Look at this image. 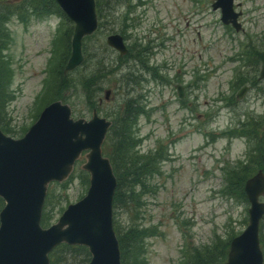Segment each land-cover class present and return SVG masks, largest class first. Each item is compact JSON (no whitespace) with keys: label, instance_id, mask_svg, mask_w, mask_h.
Masks as SVG:
<instances>
[{"label":"rangeland","instance_id":"rangeland-1","mask_svg":"<svg viewBox=\"0 0 264 264\" xmlns=\"http://www.w3.org/2000/svg\"><path fill=\"white\" fill-rule=\"evenodd\" d=\"M19 1L0 0V12L8 17L0 24L7 35L0 46V124L12 133L7 134L23 136L58 99L71 105L76 119H91L97 108L113 123L134 105L140 113L127 125L129 139L156 172L143 178L147 189L137 217L114 207V228L115 220L125 227L134 217L158 231L145 240L142 264H189L194 251L217 236L230 243L241 234L250 202L226 194L224 168L249 164L251 155L264 152V126H255L264 123V79H258L264 60L254 66L264 55V0H234L243 12V31L221 21L214 0H104L98 30L84 38L85 61L68 73L65 85L56 83L54 69L63 36L74 23L53 5L38 14ZM114 33L124 37L128 54L108 45ZM95 74L90 86L80 84ZM107 89L111 95L105 99ZM113 126L103 146L106 155L120 131L119 122ZM84 162L82 157L69 180L51 184L47 212L54 217L45 227L86 194ZM258 165L264 170V158ZM136 190L142 192L140 186ZM85 256L78 251L65 257L70 264H84Z\"/></svg>","mask_w":264,"mask_h":264},{"label":"water","instance_id":"water-1","mask_svg":"<svg viewBox=\"0 0 264 264\" xmlns=\"http://www.w3.org/2000/svg\"><path fill=\"white\" fill-rule=\"evenodd\" d=\"M73 21L71 54L64 73L85 61L84 38L99 27L96 0H55ZM221 20L242 27L241 12L234 0H216ZM109 46L121 55L128 53L119 33L107 37ZM264 79V65L260 71ZM183 96L182 87H178ZM110 90L106 91L109 98ZM244 90L241 91L242 95ZM112 125L93 110L91 119L75 118L69 103L55 100L47 105L36 122L21 137L0 128V264H52L50 253L62 243L87 246L88 264H123L114 228V199L118 180L103 144ZM85 154L82 169L90 175L89 188L80 200L70 203L59 219L48 227L42 218L49 186L67 180L76 162ZM250 202L249 223L230 242L227 259L211 264H264L260 227L264 217V170H258L245 183Z\"/></svg>","mask_w":264,"mask_h":264},{"label":"trees","instance_id":"trees-1","mask_svg":"<svg viewBox=\"0 0 264 264\" xmlns=\"http://www.w3.org/2000/svg\"><path fill=\"white\" fill-rule=\"evenodd\" d=\"M23 1V0H21ZM19 1V2H21ZM104 0H97V10L98 15L100 18H103V8L101 4ZM17 2L15 1V4ZM22 3L26 4L27 6H32L33 11L38 14H41L46 8L45 6L53 5L54 10L61 15L64 20L68 22H72L69 17L64 13V11L60 8L55 0H24ZM14 12H17L21 20H26L27 15L25 11L21 8H15ZM8 17L3 18V13L0 12V24H2V19H6ZM8 20V19H6ZM73 32V27L69 28L64 37V49L61 55L60 61L58 65L54 69V74L59 72V76L56 78L57 84L65 85L67 83V74L64 73V66L66 64L68 56L71 54V33ZM6 31L1 28L0 25V46H2L3 41L5 39ZM264 60L263 57L256 60L254 66L256 67L257 63L260 60ZM1 61V59H0ZM0 67L2 64L0 63ZM79 68V67H78ZM3 70L0 68V75L2 76ZM0 76V80H1ZM97 74H95L91 79H87L83 77L80 84L85 86H90L93 82V79L96 80ZM94 86V85H93ZM57 97H63L62 94H59ZM57 99V98H56ZM127 103L132 104V101ZM140 111L134 107V105H128L126 110L124 111V115L121 119H116L115 123L119 122L120 131H117L115 134L114 147L107 151V155L110 157L112 164L114 166V170L116 176L118 178V186L116 189L114 207L120 208H127V211L133 213L136 217L138 214L139 208L144 205V202L141 200V193H145L147 189V182L143 179L150 173L156 172V169H152L149 167L150 159L147 155H143L141 157L136 154L133 150V142L132 139L130 140L129 136V129L127 125L134 122L137 115ZM114 123V124H115ZM131 126V124H130ZM257 128L264 126L262 123L261 126L255 125ZM0 127L6 132L12 134L9 130L3 127L0 124ZM114 126H112L113 128ZM111 128V129H112ZM9 131V132H8ZM116 131V129H115ZM110 135V134H109ZM108 135V137H109ZM146 156V157H145ZM150 156V155H149ZM264 158V152L260 153L258 157H254L251 155L250 163L243 165L244 163H236L234 165H227L224 168V173L227 174V181H228V189L226 190V194L229 197L241 198V200L248 201V197L245 192V183L246 180L254 175L258 170H260L258 162L260 159ZM258 161V162H257ZM140 163V165H138ZM233 170V172L231 171ZM230 171V172H229ZM85 182L89 183V178L85 179ZM137 186L142 188V192L136 190ZM242 200V201H243ZM50 202V195L46 199L45 203V211L42 219V223L44 225H48L50 220L54 216H49L47 212V207ZM3 206V199L0 197V209ZM134 217H131L130 223L122 227L117 224L116 220V230L118 234V238L120 241V247L122 251V261L123 264H142V255L145 251V240L154 235L155 232L158 231L154 227H142L140 223L134 221ZM260 238L262 243V248L264 250V217L261 221L260 227ZM230 241V240H229ZM229 241L223 239L221 236H217L214 243L204 247L201 249H196L193 253V257L189 261V264H211L213 262H221L227 259L228 251L230 248ZM84 250V251H83ZM82 251L85 253V259H83L84 264H87L88 260L91 258V253L88 247L83 245H70L67 243H63L57 246L51 253V261L52 264H70L65 257L66 254L69 255L73 252ZM192 254V253H191Z\"/></svg>","mask_w":264,"mask_h":264},{"label":"flooded vegetation","instance_id":"flooded-vegetation-1","mask_svg":"<svg viewBox=\"0 0 264 264\" xmlns=\"http://www.w3.org/2000/svg\"><path fill=\"white\" fill-rule=\"evenodd\" d=\"M215 1V0H214ZM214 1L212 2V9L213 10H215V12H219L220 11V14L222 15V13H221V10L220 9H214V7H213V3H214ZM236 10V9H235ZM236 12H237V10H236ZM238 12H240V11H238ZM243 15V12L241 11V14L238 16V20H240V17ZM228 26H231V27H234V26H232V24H229ZM235 28V27H234ZM236 29V28H235ZM240 29H242V27L240 28ZM237 30V29H236ZM238 31V30H237ZM241 31H243V29L241 30ZM163 44V46H164V42L162 43ZM121 55V54H120ZM262 68V67H261ZM260 81L261 80H263V79H261L260 78V74H259V78H258ZM181 87V86H180ZM108 90V89H107ZM105 99H106V92H105ZM100 102H103V98H101L100 99Z\"/></svg>","mask_w":264,"mask_h":264}]
</instances>
